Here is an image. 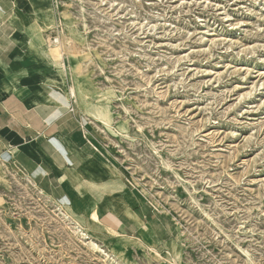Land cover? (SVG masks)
Masks as SVG:
<instances>
[{"label":"rangeland","instance_id":"rangeland-1","mask_svg":"<svg viewBox=\"0 0 264 264\" xmlns=\"http://www.w3.org/2000/svg\"><path fill=\"white\" fill-rule=\"evenodd\" d=\"M33 2L86 164L0 154V264H264V0Z\"/></svg>","mask_w":264,"mask_h":264},{"label":"crops","instance_id":"crops-1","mask_svg":"<svg viewBox=\"0 0 264 264\" xmlns=\"http://www.w3.org/2000/svg\"><path fill=\"white\" fill-rule=\"evenodd\" d=\"M33 1L0 0V154L35 139L45 153H35L42 161L56 165V154L69 169L77 164L74 155L81 158V139L77 132L68 131L63 113L48 92L56 87L42 53L43 36L37 28L42 23L33 13ZM53 137L62 142L69 157L54 146ZM85 164L83 159L81 166ZM98 210L106 217L107 208Z\"/></svg>","mask_w":264,"mask_h":264},{"label":"bare ground","instance_id":"bare-ground-1","mask_svg":"<svg viewBox=\"0 0 264 264\" xmlns=\"http://www.w3.org/2000/svg\"><path fill=\"white\" fill-rule=\"evenodd\" d=\"M53 42H58V39L57 38H55V41H52V43ZM63 59V58H62ZM63 72V71H62ZM72 93H74V90L72 89ZM71 93V94H72ZM64 104V103H63ZM66 106V105H65ZM62 109V108H61ZM64 109V108H63ZM68 109V108H67ZM70 111V110H69ZM69 111H67V112H69ZM100 111H99V109H96V110H93L92 111V114L94 115V118H100L101 116H100ZM67 114V113H66ZM77 115V114H76ZM70 217V216H69ZM76 224V230L80 233V235L83 237V238H85L86 240H87V238H89L90 237V233L88 232V231H86V229H84V228H82L81 226H79L77 223H75ZM90 243L92 244V245H94V246H98V245H96L93 241H90Z\"/></svg>","mask_w":264,"mask_h":264}]
</instances>
